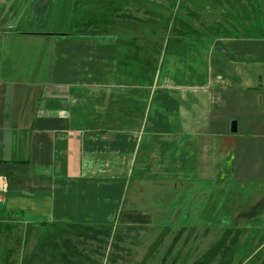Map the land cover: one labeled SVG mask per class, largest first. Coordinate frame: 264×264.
<instances>
[{"label": "crops", "instance_id": "0c3cea01", "mask_svg": "<svg viewBox=\"0 0 264 264\" xmlns=\"http://www.w3.org/2000/svg\"><path fill=\"white\" fill-rule=\"evenodd\" d=\"M258 11L257 34L175 42L149 70L129 35L79 30L74 0H0V264L86 240L92 264L107 245L109 264H264Z\"/></svg>", "mask_w": 264, "mask_h": 264}, {"label": "rangeland", "instance_id": "374dc122", "mask_svg": "<svg viewBox=\"0 0 264 264\" xmlns=\"http://www.w3.org/2000/svg\"><path fill=\"white\" fill-rule=\"evenodd\" d=\"M259 2L261 3V0H74L75 8L80 15V17L78 15L79 30L83 32L115 31L118 34L129 35L134 40V47L138 48V54L141 49L142 55L149 58V70L156 69L163 50L172 43L183 42L196 36H211V34L220 38L235 37L240 33L257 34L258 26L262 23L261 12L258 11ZM231 189L204 187L196 188L194 193L198 195L236 194V190L230 191ZM245 193L258 194V189ZM125 221L124 217L120 219L118 226L128 225ZM57 227L69 233V238L71 234H74L70 226L58 225ZM93 236L84 234L86 238ZM187 236V232L169 233L166 248H172L168 247L172 243V246L176 245L177 248H182L183 245L188 247V244H184ZM108 241L109 238L107 243ZM66 242L71 245V241ZM87 242L89 241L86 240L85 246L82 247L85 249L83 258L75 252L78 250L71 246L66 253L68 261L63 258V264H77V262L92 264L93 246H87ZM204 246L206 245H201L203 249ZM162 248H165V245ZM104 249L106 250L100 261H102L101 264H109L108 245L104 246ZM150 249L149 254L153 249L156 250V246ZM204 252L205 250L200 254ZM61 262L59 257H54L53 264ZM149 264L154 263L149 260Z\"/></svg>", "mask_w": 264, "mask_h": 264}, {"label": "water", "instance_id": "95a60500", "mask_svg": "<svg viewBox=\"0 0 264 264\" xmlns=\"http://www.w3.org/2000/svg\"><path fill=\"white\" fill-rule=\"evenodd\" d=\"M232 130H233L234 132H236V130H237V125H236V123H233V124H232Z\"/></svg>", "mask_w": 264, "mask_h": 264}]
</instances>
